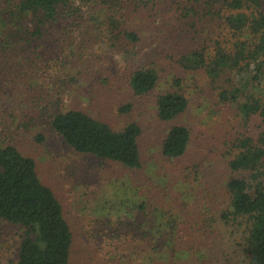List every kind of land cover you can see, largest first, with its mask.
<instances>
[{"label":"trees","instance_id":"16d2710c","mask_svg":"<svg viewBox=\"0 0 264 264\" xmlns=\"http://www.w3.org/2000/svg\"><path fill=\"white\" fill-rule=\"evenodd\" d=\"M154 1L0 0V61L5 63L0 68V77H4L5 71H12L14 63L20 67L30 66L33 63V51L41 47L40 43L34 42L36 37H42L57 23L58 32L63 25L59 23L60 20L72 17L79 19L84 15L83 5L91 13L87 17L89 26L99 31L103 39L111 43L110 47H115L117 41L135 42L139 35L129 28L126 16L129 19V15L138 13L141 7L142 11L151 13ZM167 7L177 14L180 22L188 23L197 19L200 31H205L203 27L200 29L205 21L219 24L221 38L215 37L203 45L207 41L205 39L179 53L175 59L178 72L171 79L170 87L157 93L152 101L158 119L170 122L188 111L192 99L187 81L188 76L194 73L216 84L214 94L219 103H237L241 89L232 74L242 75L249 71L251 65L256 67L257 72L264 73V0H171ZM38 57L39 54L36 55ZM129 77V86L136 96L149 94L164 78L157 64L138 67ZM80 79L71 74L70 82L74 84L72 90L75 92L83 81L80 82ZM5 86L8 84L0 83V112H4L11 99ZM26 102L29 104V99ZM52 105L54 109L46 105L43 110L51 112L46 121L69 151L76 156H91L100 165L111 163L124 169L143 170L139 143L142 128L137 121L125 116L123 124L116 127L83 109L63 106L62 99L52 101ZM131 108L132 104L127 102L119 105L117 110L120 114L128 115ZM238 111L244 118L259 114L264 122V105L254 95H249L246 101L239 103ZM191 133L188 125L172 123L161 142L160 156L163 160L171 163L187 154ZM263 134V140H259L261 143L247 134L240 136L237 133L234 138L225 136L221 144L227 150L223 152L221 146L216 151L220 153V158L228 154L224 165L218 164L220 169L225 170V178L215 179L214 185L205 187L207 192L202 197L207 198L202 202L208 200V205L196 214L200 218L196 220V228H193L189 241L181 247L183 237L180 232L185 230L187 224L183 217L173 211L176 202L180 201L176 209L181 211V207L184 208L188 202L180 196L175 199L170 197L173 199L170 203L168 198L167 205H156L146 196L142 198L136 189L128 187L126 180L120 182L118 178L117 184H112V180L107 182L106 194L116 193L115 187L119 186L122 197L117 195L115 201L100 200L94 211L101 213L105 219L123 211L125 221L130 214H135V221L126 226L137 229L136 234L142 237L140 249L134 252V256L142 252L144 262H149L155 254L160 258L164 253V257L168 255L171 260L177 257L193 258L199 264L219 252L216 244L224 240L226 233L230 240L241 226L243 230L235 245L240 243L244 251L242 264H264ZM17 138L18 134H15ZM36 139L42 141L45 138L39 134ZM188 167L187 171L190 170ZM192 167L198 169L195 164ZM95 170L98 171L96 166ZM185 172L181 177L183 190L180 194L191 195L190 189L194 182L200 180L201 174L199 170L193 169L191 174L194 177L187 181L189 174ZM78 181L80 193L88 194L93 187L89 174L83 172ZM217 186L220 190L215 193ZM193 198L194 204L197 198ZM206 213L209 215L205 216ZM0 218L20 225L25 230L18 244L16 264H70L74 232L66 216L64 203L55 189L40 178L36 160L23 154L13 138L0 142ZM218 228L224 229L220 230L221 239L215 236L219 232Z\"/></svg>","mask_w":264,"mask_h":264},{"label":"rangeland","instance_id":"374dc122","mask_svg":"<svg viewBox=\"0 0 264 264\" xmlns=\"http://www.w3.org/2000/svg\"><path fill=\"white\" fill-rule=\"evenodd\" d=\"M170 1L159 0L157 3L155 0L153 8H150L151 13L142 11L141 7L138 13L130 14L129 19L126 16L129 28L137 32L139 39L131 43L117 41L115 47H110L111 43L89 26L87 17L91 13L83 5L84 15L79 19L72 17L60 20L59 23L63 25L58 32L57 23L42 37H36L34 42L40 43L41 47L35 52L32 50L34 55L30 66L20 67L14 63L12 71H5L4 79L0 77V83L8 84L5 88L11 95L9 106L0 112V142L13 138L23 154L36 160L40 178L53 187L63 201L74 232L70 264H198L193 258L177 257L171 260L168 255L164 257V253L160 258L155 254L149 262L142 261V252L134 256V252L140 249L142 237L136 234L137 229L126 225L135 221V214H130L125 221L123 211L112 214L110 219L94 211L100 200L115 201L117 195L122 197L118 191L119 186L115 187L116 193L110 192L107 195L105 185L110 180L112 184H117L116 180L120 178V182L126 180L128 187L136 189L142 198L146 196L156 205H167L168 198L170 203L177 196L188 202L184 208L181 207L182 211L176 209L180 201L176 202V211H173L183 217L187 224L185 230L180 232L183 237L181 247L189 241L193 228H196V220L200 219L196 214L208 205V200L202 202L207 198L202 197L207 192L205 187L208 184L214 185L215 179L225 178V170L220 169L218 164L223 166L228 154L220 158V153H216L225 136L234 138L238 133L240 136L247 134L259 143L263 140L261 134L264 132V122L261 116L254 113L250 118H244L238 111V104L246 101L249 95L259 98L264 105V73L257 72L254 65L242 75L232 74L241 89L237 103H219L214 94L216 84L194 73L188 76L187 81L192 99L188 111L170 122L158 119L152 101L157 93L170 87L171 79L178 72L175 59L179 53L205 39L207 41L203 45L215 37L221 38L219 24L205 21L200 26L205 31H200L197 19L188 23L180 22L177 14L167 7ZM180 25H183L184 30L179 28ZM82 43L84 45L79 46ZM0 62V68H3L5 63ZM145 64H157L164 78L149 94L136 96L129 86V76ZM69 73L81 77L80 82L83 80V85H78L79 90L76 92L72 90L74 84L70 82ZM61 99L63 106L83 109L116 127L123 124L125 116L137 121L142 128L139 143L143 170L124 169L111 163L100 165L91 156H76L69 151L46 121L51 112L43 111L46 105L54 109L52 101ZM127 102L132 104L130 113L120 114L118 106ZM178 122L191 128L192 140L187 154L168 163L160 156L161 142L171 124ZM15 134H18L17 139ZM39 134L45 139L38 141L36 137ZM221 149L223 152L227 150L224 146ZM194 164L198 169L192 167ZM186 167L190 170L187 171ZM193 169L199 170L200 180L193 183L191 195L180 194L183 190V171L189 174L186 179L188 181L194 177L191 174ZM83 172L89 174L93 185L85 195L80 193L81 188L77 182ZM218 190L220 188L217 186L215 193ZM193 196L197 198L194 204ZM204 215L208 216L209 213ZM136 218L142 221L137 215ZM220 230L224 229L218 228L219 232L215 235L219 239ZM242 230L243 227H238L230 240L226 233L223 241L214 243L219 252L199 264H242L244 251L240 243L235 245ZM24 231L22 226L0 218V264H16L17 248Z\"/></svg>","mask_w":264,"mask_h":264}]
</instances>
